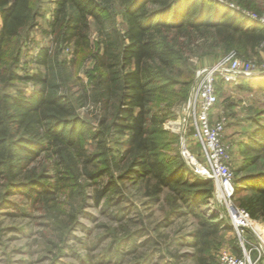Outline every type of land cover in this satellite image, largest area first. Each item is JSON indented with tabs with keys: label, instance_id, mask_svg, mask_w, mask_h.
I'll use <instances>...</instances> for the list:
<instances>
[{
	"label": "trees",
	"instance_id": "1",
	"mask_svg": "<svg viewBox=\"0 0 264 264\" xmlns=\"http://www.w3.org/2000/svg\"><path fill=\"white\" fill-rule=\"evenodd\" d=\"M39 8L35 0H0V206L24 216L41 212L45 233L58 232L63 242L89 199L108 208L124 197L120 183L133 181L153 202L171 194V213L156 231L172 216L199 219L190 247L199 264H212L208 257L232 225L203 213L215 183L192 172L176 149L178 137L164 124L189 99L194 59L264 52V25L246 14L261 17L264 8L246 0H56L49 43L31 57L37 69L22 75L24 34L36 26ZM87 61L93 66L80 74ZM23 82L34 87H20ZM89 106L96 110L94 121L82 114ZM251 123L253 130L236 143L235 198L257 220L264 219V121ZM149 232H126L130 250ZM113 235L119 252L122 239ZM146 263L140 258L136 264Z\"/></svg>",
	"mask_w": 264,
	"mask_h": 264
},
{
	"label": "rangeland",
	"instance_id": "2",
	"mask_svg": "<svg viewBox=\"0 0 264 264\" xmlns=\"http://www.w3.org/2000/svg\"><path fill=\"white\" fill-rule=\"evenodd\" d=\"M35 1L38 6L40 5L41 15L28 37L24 34L23 40L26 38L29 40L23 46L25 54L22 57V75L32 73L37 69L32 64L31 57L41 46L49 43L48 21L55 9L56 0ZM246 1L254 2L264 8V0ZM118 22L121 23L122 20L118 19ZM1 24L0 18V28ZM92 38L94 40L96 38L94 29ZM213 58L207 56L202 59H194L197 71L218 60ZM248 59L261 63L264 60V52L260 51L259 56L254 55ZM92 66V61L84 62L81 71H79L80 74H84L82 71ZM245 81L239 83V85H246L242 89L238 87L239 85L222 83L221 80L218 82L220 94L216 113L217 116L224 114L228 118L226 139L231 145V150L233 147L230 163L236 172H238L241 162L236 143L243 139L248 131L253 130L255 123H251L252 119L264 121V90L257 86L264 79L249 80L251 84L249 81ZM247 85L253 88L249 89ZM19 86L29 89L34 87V84L23 82L19 83ZM155 105L158 106L159 102H156ZM183 106L184 104L180 103L173 109L174 114L167 119L164 129L169 135L178 137L175 144L176 149L185 161L181 148L180 131L182 125L177 123L186 117ZM89 107L82 109V114H89L88 117L95 120L96 110L92 111L93 106ZM190 144L192 151L197 155L200 154L199 145L193 142ZM186 164L188 165V163ZM124 166L125 162H122L119 169ZM119 173L120 170L115 171L116 176ZM241 175L239 173L238 178ZM120 185L124 187V197L114 200L108 208L103 206L104 202L95 206L94 200L89 199L86 205V214L79 216L77 225L63 242L60 240V233H45L41 212L29 211V214L24 216L22 210L12 206H0V264H136L140 258H145L146 264H199L195 256L196 250L190 247L193 234L199 228V219L191 214L181 217L170 216V224L156 231L157 225L171 213L170 192L165 191L159 202H153L145 196L143 184L127 181L121 182ZM1 193L2 187L0 186V205L4 203L1 200ZM11 198L12 200L19 199L17 196ZM234 203L239 206L238 196ZM202 209L206 215L215 213L221 219L229 221L226 207L216 186L213 196ZM120 212L123 214L120 215ZM257 221L264 223V219H257ZM143 228L150 231V235L139 236L137 240L140 246L137 250L131 251L130 245L126 241L127 235L141 231ZM114 233L123 242L119 252H116L117 247L113 244ZM220 236L221 242L217 244L214 256L208 257L212 264H219V254L224 249L237 255L242 254L233 227L223 230ZM149 237L152 239L149 246L141 247L143 241ZM54 243L64 246L63 252L59 253Z\"/></svg>",
	"mask_w": 264,
	"mask_h": 264
},
{
	"label": "built area",
	"instance_id": "3",
	"mask_svg": "<svg viewBox=\"0 0 264 264\" xmlns=\"http://www.w3.org/2000/svg\"><path fill=\"white\" fill-rule=\"evenodd\" d=\"M232 8L239 9L234 4ZM264 25V14L257 17ZM264 50V43L261 45ZM264 79V60L261 63L231 52L211 65L199 69L183 109L186 117L182 125L181 148L186 163L193 172L212 180L226 207L228 219L238 238L242 254L226 249L219 254V264H264V223L254 220L250 213L234 203L237 182L231 166V145L226 139L227 116H217L218 82L239 85L246 80ZM190 142L200 147V154L191 149Z\"/></svg>",
	"mask_w": 264,
	"mask_h": 264
}]
</instances>
